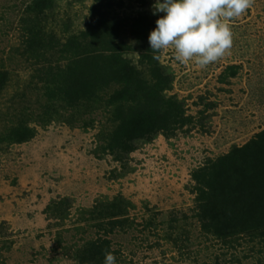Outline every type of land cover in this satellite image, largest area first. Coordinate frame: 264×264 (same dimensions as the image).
Segmentation results:
<instances>
[{"label": "rangeland", "instance_id": "obj_1", "mask_svg": "<svg viewBox=\"0 0 264 264\" xmlns=\"http://www.w3.org/2000/svg\"><path fill=\"white\" fill-rule=\"evenodd\" d=\"M34 1L0 0V264H103L106 251L117 264H264V211L250 228L218 235L209 196L196 191L208 195L212 163L253 147L264 131V0L232 20L231 49L203 69L177 62L171 48L154 53L151 31L133 33L139 16L155 23L163 15L152 14L156 0H47L40 12ZM93 6L122 25L111 45L83 52ZM72 40L81 44L76 52ZM68 57L128 63L143 82L133 92L145 87L146 103L128 96L134 115L113 124L106 100L117 83L91 109L46 94ZM172 99L184 115L170 131L162 120ZM134 119L160 129L118 139ZM16 126L30 137L11 142Z\"/></svg>", "mask_w": 264, "mask_h": 264}, {"label": "trees", "instance_id": "obj_2", "mask_svg": "<svg viewBox=\"0 0 264 264\" xmlns=\"http://www.w3.org/2000/svg\"><path fill=\"white\" fill-rule=\"evenodd\" d=\"M46 3H48L47 0H35L32 8L34 7L33 9L40 12L42 7L45 8ZM101 15H103L101 11L96 6H93L88 23L91 26V32L83 34L89 35L87 38L90 42L87 45L88 48L83 47V52L86 49L94 50V47L102 44V42L111 45L110 42H113V37H115L117 29L121 28L122 23L119 20L116 22L112 19H106ZM155 26V23L148 21L146 17L139 16L135 19L132 29L134 34L139 33L143 36L148 35L146 32L152 31ZM97 30H100V32L95 35L94 31ZM68 47L70 50L74 49L76 52V50L78 51L81 48V44H79L78 40H72ZM147 59V57H144V60ZM114 61L106 60V57L105 59L103 57H68L64 66H56L54 69L56 87L52 88L54 85L45 86V93L48 95L51 94L52 97L55 94L63 96L67 104L74 108V110H81V108L91 109L92 106L102 104L105 101L103 96L106 89L111 87V83H117L119 88L116 87L118 89L113 93V96L106 100L107 104L112 105L111 108L114 116L113 124H115L119 116L127 114L128 112L129 114L131 113L129 116L134 115V108L133 105H129L130 100L128 96H133V99L136 98L139 103H146L144 98L142 101L139 96L141 93H143L144 97L146 93L148 96V92H146L145 87L140 89V92H133L135 91L133 88L135 83L139 82L140 85L143 83L142 81L136 80V72L138 75L140 72L133 70L132 67L128 66V63L126 66L125 64L122 65L121 61L117 60L116 57H114ZM158 77H156L157 83L161 79ZM1 82L2 80H0ZM166 106L168 111H164V120H162L164 122L163 129L172 131L171 129L174 126L182 123L184 111L173 99L172 101H168ZM140 111H136V113H140ZM123 119H126V115ZM148 122L140 126L136 125L134 119L130 123L133 127L131 132L129 128V133L123 135L118 130L115 132V135L122 141L129 137L140 138L148 136L145 139H149L150 135L160 128H156V125L159 123L158 121L154 120L156 122L155 125L151 121L149 128L147 126ZM31 132V130L16 126L11 129L9 138L12 139L9 140L13 143H21L26 140L25 138L30 137L29 134ZM251 143L253 147L251 145L243 146L242 148L235 147L232 149L230 156L215 161L216 163H212L214 168L210 177L208 176L211 181L208 183L211 185L208 195L203 188L196 187L200 198L209 196L205 199V206L208 208L207 213L210 212L211 214L217 215L209 223V225H215L214 228L217 234L231 236L232 230L230 229L233 226L250 228L253 222H250L249 219L252 220L253 216L259 214L260 211H264V167L251 169L250 171H246L244 167L249 163L253 166L257 161L264 165V131L259 133L257 138ZM196 175V181L199 182L197 173H194L193 177ZM260 195H263V197ZM212 198L214 200L210 201ZM96 248L98 249L97 254L101 253L100 249H103V244H98Z\"/></svg>", "mask_w": 264, "mask_h": 264}, {"label": "clouds", "instance_id": "obj_3", "mask_svg": "<svg viewBox=\"0 0 264 264\" xmlns=\"http://www.w3.org/2000/svg\"><path fill=\"white\" fill-rule=\"evenodd\" d=\"M252 0H156L153 15L159 16L148 41L154 53L171 48L180 63L194 61L203 69L231 49V22L246 14ZM103 264H117L111 251Z\"/></svg>", "mask_w": 264, "mask_h": 264}]
</instances>
